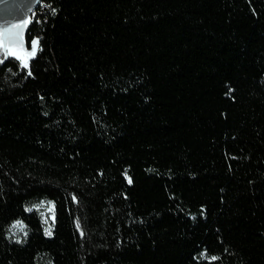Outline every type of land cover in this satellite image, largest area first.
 <instances>
[{
  "label": "trees",
  "instance_id": "trees-1",
  "mask_svg": "<svg viewBox=\"0 0 264 264\" xmlns=\"http://www.w3.org/2000/svg\"><path fill=\"white\" fill-rule=\"evenodd\" d=\"M43 2L34 75L0 65V264H264V0Z\"/></svg>",
  "mask_w": 264,
  "mask_h": 264
},
{
  "label": "snow or ice",
  "instance_id": "snow-or-ice-1",
  "mask_svg": "<svg viewBox=\"0 0 264 264\" xmlns=\"http://www.w3.org/2000/svg\"><path fill=\"white\" fill-rule=\"evenodd\" d=\"M41 2H43V0H41ZM46 7H51V5H46ZM51 14L52 16H55L57 14V9L55 7H51ZM40 22L41 21L39 19L36 20L37 24H39ZM31 23V18H25L16 22L5 21L4 23H0V65H5V62L9 58H13L15 61L19 62L18 66L20 68L27 70L28 77H32L34 75L30 66V62L37 57L38 52H41L43 50L41 45L42 38L40 36L28 38V42H30V48L26 47L25 29ZM9 71H11V69H9ZM12 74L16 75L15 72H13ZM41 99H43V97H41ZM45 115H47V113H45ZM124 174L125 176H127L126 171ZM128 183H132L131 178H128ZM73 199L75 200L76 198L73 196ZM33 207H36V205H33ZM201 207L203 208V206ZM26 210L31 211V209ZM189 215L193 220L195 219V216H193L191 213H189ZM201 215H203V212H201ZM52 218L53 220L55 219L54 216ZM76 227L78 230L81 229L79 220H77L76 222ZM26 228L27 225L24 223V221L17 219L12 222L10 232L13 234V236H15V233L17 232H23L24 236H27L28 233L27 231H25ZM45 235L51 236L52 232L46 228ZM80 235H84V232L82 230L80 231ZM17 242H20L18 238ZM200 256L208 260L209 264H212V262L219 259L215 255L208 256L207 249L202 251L200 253ZM195 258L196 257H194V259Z\"/></svg>",
  "mask_w": 264,
  "mask_h": 264
},
{
  "label": "water",
  "instance_id": "water-1",
  "mask_svg": "<svg viewBox=\"0 0 264 264\" xmlns=\"http://www.w3.org/2000/svg\"><path fill=\"white\" fill-rule=\"evenodd\" d=\"M41 0H0V23L29 18Z\"/></svg>",
  "mask_w": 264,
  "mask_h": 264
},
{
  "label": "rangeland",
  "instance_id": "rangeland-1",
  "mask_svg": "<svg viewBox=\"0 0 264 264\" xmlns=\"http://www.w3.org/2000/svg\"><path fill=\"white\" fill-rule=\"evenodd\" d=\"M30 48V47H29ZM49 201V200H38V201H34L31 204H29L28 209H31L33 211H35L41 218V221L43 223V229H44V233H45V229H49L52 232L53 229V216H54V206L53 203ZM33 205H36V207H33ZM43 214V215H42ZM10 227L8 228V237L14 241H17V238L21 241H23L26 236H24L23 232H17L15 233V236H13V234L10 232ZM25 231H27L25 229Z\"/></svg>",
  "mask_w": 264,
  "mask_h": 264
},
{
  "label": "built area",
  "instance_id": "built-area-1",
  "mask_svg": "<svg viewBox=\"0 0 264 264\" xmlns=\"http://www.w3.org/2000/svg\"><path fill=\"white\" fill-rule=\"evenodd\" d=\"M46 5H47V4H46L45 2H43V4H41V9L39 10V13H36V18H37V16H39V14L42 13V11L45 10V8H47ZM38 19H39V17H38ZM39 20H40V19H39Z\"/></svg>",
  "mask_w": 264,
  "mask_h": 264
},
{
  "label": "bare ground",
  "instance_id": "bare-ground-1",
  "mask_svg": "<svg viewBox=\"0 0 264 264\" xmlns=\"http://www.w3.org/2000/svg\"><path fill=\"white\" fill-rule=\"evenodd\" d=\"M40 2H41V1H40ZM40 2L38 3L37 7L39 6ZM37 7H36V8H37ZM36 8H35V9H36ZM35 9H34V10H35Z\"/></svg>",
  "mask_w": 264,
  "mask_h": 264
}]
</instances>
